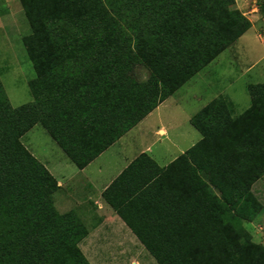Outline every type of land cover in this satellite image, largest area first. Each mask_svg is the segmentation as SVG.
<instances>
[{
	"label": "trees",
	"instance_id": "1",
	"mask_svg": "<svg viewBox=\"0 0 264 264\" xmlns=\"http://www.w3.org/2000/svg\"><path fill=\"white\" fill-rule=\"evenodd\" d=\"M20 3L35 77L32 101L18 107L0 79V264H90L80 248L87 227L75 212L56 210L57 180L23 136L41 125L84 169L252 22L236 0ZM138 67L145 80L135 77ZM247 89L251 105L242 114L219 95L191 118L201 140L184 155L161 168L144 153L103 193L157 264H264V246L242 227L264 210L252 192L264 175V84ZM140 202L151 208L146 226L131 213ZM152 214L163 215L160 226ZM163 227L171 233L156 236Z\"/></svg>",
	"mask_w": 264,
	"mask_h": 264
},
{
	"label": "rangeland",
	"instance_id": "2",
	"mask_svg": "<svg viewBox=\"0 0 264 264\" xmlns=\"http://www.w3.org/2000/svg\"><path fill=\"white\" fill-rule=\"evenodd\" d=\"M252 2L258 7V11L254 13L256 17L245 15L247 18L250 17L252 28L166 102V108L160 111L162 123H159L157 113H154L149 123L144 122L140 127L142 136L137 144L138 149L151 147L156 152L163 150L166 153L165 161H170L176 152L173 143H177L182 134H192L194 143L201 138L187 117L195 114L219 95H224L235 103V116L250 107L248 85L264 84V14L260 12L264 0ZM29 33L30 28L20 0H0V79L14 107L32 101L28 83L34 79L35 72L23 45V38ZM135 77L145 80L148 71L138 67ZM160 127L167 130L165 135L157 132ZM134 133L135 131L128 134L117 145L97 157L84 171L71 163L39 124L21 140L39 161L43 164L49 162L51 172L56 178L77 174L76 181L90 183L96 188L97 185H103L105 180L111 177V172L114 173L115 169L119 168L122 158L126 156L123 153L124 143L131 141ZM252 192L259 203L264 205V175L253 185ZM242 227L246 228L255 244L264 246V210L252 222H243ZM104 252L100 258L105 261L108 257ZM126 258L117 256L110 259L112 264H119ZM133 259L127 258L126 262H140L143 258H135V261Z\"/></svg>",
	"mask_w": 264,
	"mask_h": 264
},
{
	"label": "crops",
	"instance_id": "3",
	"mask_svg": "<svg viewBox=\"0 0 264 264\" xmlns=\"http://www.w3.org/2000/svg\"><path fill=\"white\" fill-rule=\"evenodd\" d=\"M252 1H254V3H258L259 0H236V8L242 11L244 15L246 16L247 14L252 15V17L255 18L256 16L254 15V13L258 11V7L255 6ZM248 18L250 19L249 16ZM174 95H172L164 102H162L153 112H151L147 117H145L136 127L131 129L127 134H125L121 139H119L114 145L111 146L113 147L117 145L125 137H127L128 134L130 135V133L135 131V133L132 135L134 136V138L128 143H124L123 153L124 156L125 155L126 156L122 158L120 163L121 165H119L118 169L117 168L115 169L114 173L111 172V177L108 180H105V183L103 185H97V187L94 188L91 186L90 183L85 184V182L83 181H78V180L76 181L75 178L78 176L77 174L71 175L69 177L64 176L61 179L56 178L55 174L51 172L52 170L49 167V162L46 161L44 163L45 167L55 177L58 183V191L54 194V205L56 210L60 214L75 212L78 215V217L81 219L82 223L88 229V235L80 243V248L83 254L86 256V258L89 260L90 264H112L110 258H115L117 256L119 257L126 256L128 259L134 258L133 261H135V258H139V257L143 258L140 260V262L135 261L134 263L136 264H157L155 259L148 253V251L140 242V240L138 239L136 234L132 231V229H130L127 226V224L121 219V217L107 203V201L103 197V193L123 173V171L140 155L144 153L148 154L157 163L159 167L165 168L170 164H172L173 162H175L180 156L184 155L186 151L191 149L195 144H197L201 140L200 138L197 141V143H194V139L192 140V136H193L192 134L191 135L187 133L182 134L179 137V141L177 143H173V146L176 148V152L172 156L171 160L167 162L165 161L167 159L166 156L164 157L165 152H163V150H161V152H156L153 151L151 147H143L141 149H138L137 144L141 141V136H142L141 134L142 128L140 127L144 124L145 121L149 123L154 113H157L158 121L159 123H162L160 111L163 108H166L165 107L166 102L172 99ZM201 109H199V111ZM199 111H197L195 114H197ZM195 114H193L190 117H187L190 124H191V118ZM158 130L159 131L157 132L159 134L165 135L167 132V130L164 127H160V129ZM109 149H107L106 151H108ZM130 155L131 157H129ZM90 164L87 167H89ZM87 167L79 170L84 171ZM116 193L121 196L124 195V192L121 189L116 191ZM170 193L172 194L173 192ZM171 194L169 196H171ZM170 207H171L170 205L167 206L164 205L162 207V211L163 210L165 211V216H166L165 219L169 216L168 213H170V211L168 210L170 209ZM150 211L151 208L148 207L147 204H142L140 202L139 205L132 208L131 213L135 214L138 218H140L138 220V224H140L141 226L144 225L146 226V224H149L146 223L147 222L146 219L151 216L150 215L151 213L148 214V212ZM152 215L154 216L152 222H156L157 225L160 226L164 221V219L162 221L163 215L159 216V218H157V216L154 214ZM142 218H145V220L141 221ZM170 233L167 231V229L163 227L160 228V231H157L155 235L167 236ZM103 251H105L104 254H106L108 260L105 259L104 261L102 258H100L101 253ZM126 260H123L119 264H131V263L134 264L132 261L131 263H127ZM119 261H121V259H119Z\"/></svg>",
	"mask_w": 264,
	"mask_h": 264
}]
</instances>
